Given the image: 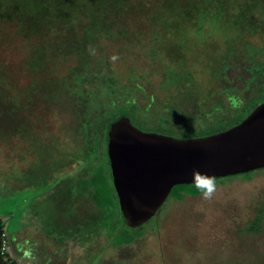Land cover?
<instances>
[{"label": "rangeland", "instance_id": "374dc122", "mask_svg": "<svg viewBox=\"0 0 264 264\" xmlns=\"http://www.w3.org/2000/svg\"><path fill=\"white\" fill-rule=\"evenodd\" d=\"M103 13L125 33L102 35L96 54L109 60L123 83L134 75L160 95L165 64L188 69L189 89L203 108L218 106L196 120L197 127L232 117L230 98L214 78L221 56L228 50L237 56L247 44L264 50V0H0V87L23 105L0 118L16 120L0 135L4 258L16 264H264V168L250 177L218 178L210 199L191 194L190 185H175L152 216L129 225L114 194L104 193L97 204L93 192L83 191L80 176L91 159L72 139L69 120L56 112L40 115L39 107L28 110L43 78L75 63L48 41L69 46L71 26L79 33L91 14ZM44 49L58 53L56 62L47 56L46 68L37 69ZM140 119L148 122L132 121L142 130L164 133L158 117ZM177 190L188 194L177 200Z\"/></svg>", "mask_w": 264, "mask_h": 264}, {"label": "trees", "instance_id": "16d2710c", "mask_svg": "<svg viewBox=\"0 0 264 264\" xmlns=\"http://www.w3.org/2000/svg\"><path fill=\"white\" fill-rule=\"evenodd\" d=\"M111 8L115 17L117 15L115 3H111ZM218 11L220 13L219 9ZM108 16L106 13L91 14L90 20L82 25L79 33L71 26L69 46L48 41L47 46L63 49L64 55H72L75 58V63L69 65L62 74L49 72L46 79L43 78L44 83L31 92V98L27 102L30 112H34L39 107L40 115L50 116L56 112L69 120L74 134L71 135L72 139L76 142L75 138H78L79 147L90 157L91 162L96 164L93 169L90 168L91 162L84 165L85 173L80 176V182L83 191L93 192L97 204H102L104 193L114 194L118 202L107 154V132L110 124L119 116L125 114L132 123V118L140 123L148 122L140 119L142 115L148 113L149 116L158 117L159 124L164 130L163 135L193 138L213 134L237 124L264 101V50L249 44L245 45L237 56L228 50L221 56L214 78L225 100L230 98L229 111L232 117L227 119L222 116L204 127L195 126V121L206 111H216L218 106L211 105L207 110L203 108L195 92L189 89L193 77L188 69L182 68L178 63L174 66L165 64L164 78L160 81L165 94L160 95L150 81H146L143 85L136 82L134 75H130L128 82L123 83L116 71L110 67L109 60L105 56L96 54V42L102 35L113 38L116 34L120 36L125 33L123 28L114 29L115 19H108ZM202 20L201 15L196 26L202 25ZM57 55L58 53L49 56L45 49L40 51L37 56V69L40 66L46 68L45 57L49 56V61L56 62ZM151 57L158 58L155 50L151 52ZM0 88L8 91L6 88ZM118 99L120 102L116 104ZM22 107L23 105L16 102L9 91L7 97L0 91V118L14 115L22 110ZM156 108L161 110L160 114L156 112L157 110H153ZM6 122L0 119V135L7 130L12 131L7 126L13 129L16 125L15 118L11 120L9 117V121ZM253 172H248V176H252ZM189 185L193 189L191 194L201 193L196 183L179 186ZM175 194L181 199L188 193L177 190ZM119 208L125 224H138L127 218L120 206ZM1 258L5 264H16L5 259L3 253Z\"/></svg>", "mask_w": 264, "mask_h": 264}, {"label": "water", "instance_id": "95a60500", "mask_svg": "<svg viewBox=\"0 0 264 264\" xmlns=\"http://www.w3.org/2000/svg\"><path fill=\"white\" fill-rule=\"evenodd\" d=\"M107 154L122 212L141 223L175 185L264 168V101L237 124L193 138L144 131L123 114L108 128ZM1 238L0 223L5 264Z\"/></svg>", "mask_w": 264, "mask_h": 264}, {"label": "clouds", "instance_id": "9594fccd", "mask_svg": "<svg viewBox=\"0 0 264 264\" xmlns=\"http://www.w3.org/2000/svg\"><path fill=\"white\" fill-rule=\"evenodd\" d=\"M201 181H204L202 183ZM197 189L200 190L201 195L205 199H210L213 196V193L215 192L216 189V180L214 177H206V178H197V183H196Z\"/></svg>", "mask_w": 264, "mask_h": 264}, {"label": "built area", "instance_id": "2783aa9c", "mask_svg": "<svg viewBox=\"0 0 264 264\" xmlns=\"http://www.w3.org/2000/svg\"><path fill=\"white\" fill-rule=\"evenodd\" d=\"M6 240H5V234L2 232V238H1V253L4 252Z\"/></svg>", "mask_w": 264, "mask_h": 264}, {"label": "flooded vegetation", "instance_id": "af4514ba", "mask_svg": "<svg viewBox=\"0 0 264 264\" xmlns=\"http://www.w3.org/2000/svg\"><path fill=\"white\" fill-rule=\"evenodd\" d=\"M184 198V196L181 198V199H178V198H176L177 200H182Z\"/></svg>", "mask_w": 264, "mask_h": 264}, {"label": "crops", "instance_id": "0c3cea01", "mask_svg": "<svg viewBox=\"0 0 264 264\" xmlns=\"http://www.w3.org/2000/svg\"><path fill=\"white\" fill-rule=\"evenodd\" d=\"M14 235V237H16V233L15 234H13Z\"/></svg>", "mask_w": 264, "mask_h": 264}, {"label": "snow or ice", "instance_id": "6c2138e0", "mask_svg": "<svg viewBox=\"0 0 264 264\" xmlns=\"http://www.w3.org/2000/svg\"><path fill=\"white\" fill-rule=\"evenodd\" d=\"M202 183H204V181H201Z\"/></svg>", "mask_w": 264, "mask_h": 264}]
</instances>
